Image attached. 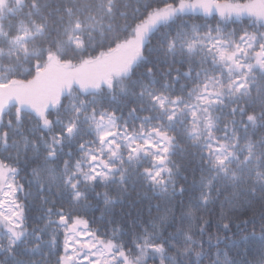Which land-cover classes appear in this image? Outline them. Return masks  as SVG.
I'll return each instance as SVG.
<instances>
[{"label": "snow or ice", "instance_id": "snow-or-ice-1", "mask_svg": "<svg viewBox=\"0 0 264 264\" xmlns=\"http://www.w3.org/2000/svg\"><path fill=\"white\" fill-rule=\"evenodd\" d=\"M0 264H264V0H0Z\"/></svg>", "mask_w": 264, "mask_h": 264}, {"label": "trees", "instance_id": "trees-1", "mask_svg": "<svg viewBox=\"0 0 264 264\" xmlns=\"http://www.w3.org/2000/svg\"><path fill=\"white\" fill-rule=\"evenodd\" d=\"M97 191L103 193V192L105 191V189H103V188H98ZM113 194H115V193H113ZM133 198H135V197H133ZM93 203H97V202L94 200ZM101 206H102V205H101ZM125 210H127V209H125ZM117 211H120V209H117ZM32 214H33V216H35V215H37L38 213L34 210ZM99 215H100L99 210H95V216L99 217Z\"/></svg>", "mask_w": 264, "mask_h": 264}]
</instances>
